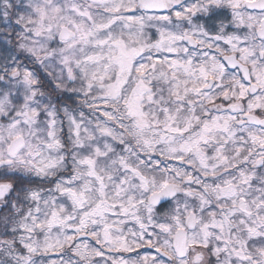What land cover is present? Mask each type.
<instances>
[{"label":"snow or ice","instance_id":"1","mask_svg":"<svg viewBox=\"0 0 264 264\" xmlns=\"http://www.w3.org/2000/svg\"><path fill=\"white\" fill-rule=\"evenodd\" d=\"M0 264H264V0H0Z\"/></svg>","mask_w":264,"mask_h":264}]
</instances>
